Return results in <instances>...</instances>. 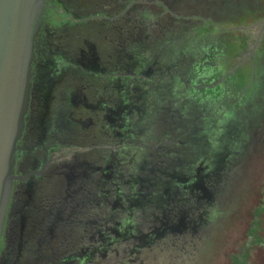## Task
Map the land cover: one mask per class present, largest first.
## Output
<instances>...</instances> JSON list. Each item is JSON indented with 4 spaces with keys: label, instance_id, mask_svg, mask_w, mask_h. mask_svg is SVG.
<instances>
[{
    "label": "rangeland",
    "instance_id": "obj_1",
    "mask_svg": "<svg viewBox=\"0 0 264 264\" xmlns=\"http://www.w3.org/2000/svg\"><path fill=\"white\" fill-rule=\"evenodd\" d=\"M127 1L94 0V11L113 17L127 4L128 12L109 30L85 31L80 54L89 75L113 88L96 93L91 116L115 141L128 119L127 152L136 160L113 176L95 154L77 156L62 195L87 197L85 215L73 199L64 216L44 220L33 251L18 237L20 217L14 252L29 258L23 264H63L111 241L87 264H171L176 256L188 264H264V70L251 47L238 50L246 30L252 35L264 23V0ZM185 41L190 49L178 56L173 47ZM102 51L113 63L99 62ZM194 206L204 210L195 232L203 245L188 256L177 246L194 225L182 215Z\"/></svg>",
    "mask_w": 264,
    "mask_h": 264
},
{
    "label": "flooded vegetation",
    "instance_id": "obj_2",
    "mask_svg": "<svg viewBox=\"0 0 264 264\" xmlns=\"http://www.w3.org/2000/svg\"><path fill=\"white\" fill-rule=\"evenodd\" d=\"M148 1L153 2V0ZM122 7L124 9L121 8V12H119L121 15L115 14L112 17L111 14H107L108 12H104V9L103 11H94V0H48L45 6L41 29L35 44L36 57L33 63L30 110L25 134L17 155V176H29L24 180L16 181L5 239L0 249V264H23L26 259H18L19 252H14L16 250L14 245L19 244L21 240V242L26 243V248L37 247L34 239L44 225V220L47 219L49 222L54 219L58 220L61 215L64 216L68 204L75 198L74 201L76 202L74 203L77 204L75 206H78V210L75 208L74 211L83 218L85 211L81 200H87V197L76 195L69 199L62 195L65 192L62 190L63 179L67 180L68 176L65 173L66 167L77 156L95 154L98 160L104 164V167L113 172L111 173L113 176L119 175L124 170L129 171L132 162L136 160L137 154H134L135 152L131 155H129L131 150L127 152L128 145L126 142L129 141V136L125 134V127L128 119H126L125 125L119 126L118 140L115 141L110 130H105L103 127L101 129L95 117L91 116L92 106L89 104H92L90 101L94 99L96 93L100 89L103 91L105 87H109L110 90L113 88L109 82L102 85L97 78L89 75L91 73L88 71H93V69L84 65L85 61L80 54L81 39L85 31L89 32L91 27L94 28L95 33H100L108 28L107 25H112L116 21L119 22L120 16H126L128 12L127 4L122 5ZM156 7L161 11H169L168 8L159 3ZM259 29L260 27L256 26L252 35L250 29H247L244 37L239 36L241 51L253 46ZM251 41L252 43H250ZM254 54L264 59V50L259 52L255 49L252 56ZM99 62L101 64L102 62L113 63L110 54L104 53V51H102ZM47 93L49 94V105L47 104ZM262 107L264 106H261V110H263ZM104 108L107 109V106ZM88 147L90 149H85ZM226 171L239 172L238 169ZM38 172L40 174H35ZM103 183L106 184L107 182ZM91 187L94 192V187ZM188 210V213L182 215V219L189 218L194 225L190 227L189 235L186 237L188 238L187 241L177 247H183V253L192 256L198 250L202 252L201 245L203 243L199 244L195 241V232L197 228L201 227L200 223L204 218V210L201 206L190 207ZM22 215L24 221L21 232L25 230L22 237L26 233L32 237L35 236L30 241L23 240L20 236H18L19 241L17 237L14 239L16 233L20 232L17 225ZM63 227L64 225H61L59 231L65 239L68 232L66 233V228ZM99 244L93 243L92 249L99 247L95 254H100V256H103L104 253L107 254L108 249L106 247L110 248L111 241H106L105 245ZM184 244H187L192 251H188L190 249H186ZM104 249L105 251H103ZM91 252L92 250L89 253ZM89 253H86L88 256L75 255V259H70L69 262L64 261L63 264L73 263L74 260L75 262L80 260V264H87L94 258V254L90 256ZM30 258V261L42 259L31 256ZM27 260H29L28 257ZM188 260L182 261L180 257L176 256V262L170 263L188 264ZM192 262L196 264L197 259ZM162 264L165 263L162 262Z\"/></svg>",
    "mask_w": 264,
    "mask_h": 264
},
{
    "label": "water",
    "instance_id": "obj_3",
    "mask_svg": "<svg viewBox=\"0 0 264 264\" xmlns=\"http://www.w3.org/2000/svg\"><path fill=\"white\" fill-rule=\"evenodd\" d=\"M47 2L0 0V249L5 239L16 181L29 176H17V155L30 110L35 44ZM262 32L255 38L252 52ZM238 48L241 51L240 46ZM21 218L22 226L24 216ZM98 250L99 247H95L89 255Z\"/></svg>",
    "mask_w": 264,
    "mask_h": 264
},
{
    "label": "trees",
    "instance_id": "obj_4",
    "mask_svg": "<svg viewBox=\"0 0 264 264\" xmlns=\"http://www.w3.org/2000/svg\"><path fill=\"white\" fill-rule=\"evenodd\" d=\"M128 3H130V0H128L127 1ZM181 5V4H180ZM229 5V4H228ZM137 6H139L138 4H137ZM180 7V6H179ZM170 8H172L173 9V7H170ZM138 11V10H137ZM175 18V21L176 22H180V23H182V22H184L185 21V19H183L182 17H180V18H178V17H174ZM173 18V19H174ZM243 19H245L244 17H241L240 18V20H243ZM136 20L139 22V21H142V19H140V18H137L136 17ZM247 22L249 23L250 22V20L248 19L247 20ZM179 23V24H180ZM263 34H264V31L262 32V34L260 35V40H259V42H258V44H257V47H256V50H258L259 52H261V51H263L264 50V40H263V38H264V36H263ZM233 37L234 36H232V39H233ZM243 42H244V40H243ZM177 48V49H176ZM173 49H174V51H176L177 52V55L179 56H184V53H186L189 49H190V44H188V41H185L183 44H181L180 46H178V47H176V46H174L173 47ZM235 49V48H234ZM212 56L213 55H211V58L209 59V60H212ZM258 59V57H256V60ZM259 62H261V70H264V59H259L258 60ZM262 83H263V85H264V78H263V81H262ZM237 262H238V260H236ZM233 263H235V261H233ZM232 263V264H233Z\"/></svg>",
    "mask_w": 264,
    "mask_h": 264
},
{
    "label": "bare ground",
    "instance_id": "obj_5",
    "mask_svg": "<svg viewBox=\"0 0 264 264\" xmlns=\"http://www.w3.org/2000/svg\"><path fill=\"white\" fill-rule=\"evenodd\" d=\"M263 25H264V23L258 25V26L260 27L258 34H259L260 32H262V31H264ZM258 26H257V27H258ZM258 34H257V35H258ZM256 37H257V36H256ZM252 54H253V52H252ZM106 249H108V247H106ZM103 251H105V249H104ZM103 251H102V252H103Z\"/></svg>",
    "mask_w": 264,
    "mask_h": 264
}]
</instances>
